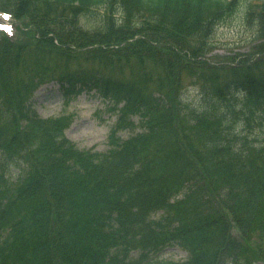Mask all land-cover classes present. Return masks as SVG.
<instances>
[{"label": "trees", "instance_id": "1", "mask_svg": "<svg viewBox=\"0 0 264 264\" xmlns=\"http://www.w3.org/2000/svg\"><path fill=\"white\" fill-rule=\"evenodd\" d=\"M0 9L17 29L0 33V264H264V139L235 121L264 111V0ZM236 12L257 42L207 57ZM48 83L113 103L104 151L65 136L70 114L34 113Z\"/></svg>", "mask_w": 264, "mask_h": 264}, {"label": "rangeland", "instance_id": "2", "mask_svg": "<svg viewBox=\"0 0 264 264\" xmlns=\"http://www.w3.org/2000/svg\"><path fill=\"white\" fill-rule=\"evenodd\" d=\"M78 25L83 30L90 29L94 25V22L80 16ZM253 34V28L242 20L240 12H236L230 19L222 22L215 28L212 35L213 47L209 55L233 56L239 52H247L250 46L255 43L252 42ZM54 87L52 83H48L35 91L38 112L46 116L61 105L63 112L69 113L72 116V121L65 130L66 135L78 146L92 147L98 150L105 149L108 128L115 118L114 114L105 111V106L108 107L110 105L109 100L98 96H89L84 93H80L75 98L68 100L61 99L60 97L49 100L47 98L49 92L56 94ZM50 89L52 90L49 91ZM246 112L248 121L245 119L235 121L244 126L249 124L251 129L260 132L261 136V133H264V114L261 112L249 113L247 110ZM120 134L125 136L127 132L125 130ZM161 257L181 259L184 257V252L178 248H168L162 252Z\"/></svg>", "mask_w": 264, "mask_h": 264}]
</instances>
